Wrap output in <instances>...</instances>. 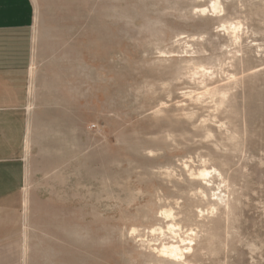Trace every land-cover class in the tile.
<instances>
[{
  "label": "rangeland",
  "instance_id": "rangeland-1",
  "mask_svg": "<svg viewBox=\"0 0 264 264\" xmlns=\"http://www.w3.org/2000/svg\"><path fill=\"white\" fill-rule=\"evenodd\" d=\"M32 2L15 264H264V0Z\"/></svg>",
  "mask_w": 264,
  "mask_h": 264
},
{
  "label": "crops",
  "instance_id": "crops-1",
  "mask_svg": "<svg viewBox=\"0 0 264 264\" xmlns=\"http://www.w3.org/2000/svg\"><path fill=\"white\" fill-rule=\"evenodd\" d=\"M32 0H0V264L25 247Z\"/></svg>",
  "mask_w": 264,
  "mask_h": 264
},
{
  "label": "bare ground",
  "instance_id": "bare-ground-1",
  "mask_svg": "<svg viewBox=\"0 0 264 264\" xmlns=\"http://www.w3.org/2000/svg\"><path fill=\"white\" fill-rule=\"evenodd\" d=\"M220 2V1H219ZM219 2H218V0H213V2H212V5H211V9H212V11L211 12H218V10L220 9V4H219ZM206 9H208V8H206ZM202 11V10H201ZM204 12H205V10H203ZM209 12V11H208ZM240 24V23H239ZM230 25V24H229ZM225 26V25H224ZM223 26V27H224ZM227 26V25H226ZM224 27V30H226L229 34H231V35H234V37H235V39H239V32H240V29H241V27H239L238 25H230L229 27ZM27 149H28V147H27ZM215 170V169H214ZM213 170V171H214ZM216 172V171H215ZM212 174H214V173H211V172H209L208 170H204V171H202L201 172V175L203 176V177H207V176H210V175H212ZM200 174H199V176H201ZM201 176V177H202ZM220 176V175H219ZM204 181V180H203ZM222 202L224 201V199L223 198H221L220 197V195H219V197H218ZM27 200V199H26ZM26 208L28 209V202L26 201ZM168 227V231L170 232V233H173V234H176V232H177V230H176V227H177V224H175V223H172L171 225H168L167 226ZM163 228V227H162ZM161 230V233L162 232H164L163 231V229H160ZM159 231V230H158ZM168 231H167V233H168ZM156 232V230H154V231H152V233H155ZM193 232V231H192ZM178 233H179V231H178ZM178 233H177V235H178ZM164 234H166V233H164ZM173 234H171V235H173ZM163 235V234H162ZM161 236V235H160ZM174 237L176 236V235H173ZM178 237V236H177ZM193 237V236H192ZM190 239H191V237H190ZM183 240V239H182ZM193 240H194V238H193ZM192 239L190 240V243H192V241H193ZM195 241V240H194ZM186 242V244H187V241L185 240H183L182 241V243H185ZM185 244V245H186ZM185 245H180L179 243H176V244H171V245H168V244H164L163 245V247H162V250H160L159 251V253H160V256L161 257H163V258H165V259H167V260H169V261H167V262H169L170 263V261L172 260V262L174 263V264H177V260H178V263L180 262L179 260H183L184 261V258H185V254H187L186 252L191 248L190 246H192V245H187V246H185ZM28 246V245H27ZM193 249V248H192ZM186 259H187V256H186ZM171 262V263H172ZM185 262H187V261H185ZM180 264H182V263H180Z\"/></svg>",
  "mask_w": 264,
  "mask_h": 264
}]
</instances>
